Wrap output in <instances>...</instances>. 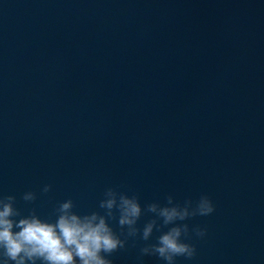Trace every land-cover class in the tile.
<instances>
[{"label":"water","instance_id":"95a60500","mask_svg":"<svg viewBox=\"0 0 264 264\" xmlns=\"http://www.w3.org/2000/svg\"><path fill=\"white\" fill-rule=\"evenodd\" d=\"M108 188L210 197L176 264H264V0H0V197L54 222ZM160 234L107 258L164 264L140 254Z\"/></svg>","mask_w":264,"mask_h":264},{"label":"clouds","instance_id":"9594fccd","mask_svg":"<svg viewBox=\"0 0 264 264\" xmlns=\"http://www.w3.org/2000/svg\"><path fill=\"white\" fill-rule=\"evenodd\" d=\"M42 191L47 194L51 185H45ZM22 199L34 202L36 195L27 192ZM166 200L165 206L154 202L142 209L138 196L108 188L99 203L103 215L99 212L78 215L69 199L59 204L55 221L49 222L41 219L35 209L23 216L15 207V196L0 197V264H112L107 257L125 249L128 238L147 242L154 230L161 234L155 243L140 248L141 256H156L164 264H176L178 257L190 261L196 256V248L187 241L193 233L197 238L205 237L207 230L199 226L190 230L184 221L210 216L215 206L207 195L183 204L174 203L170 195ZM145 213L155 218L140 229L137 224ZM109 220L118 222L119 234ZM165 227L167 232L162 231Z\"/></svg>","mask_w":264,"mask_h":264}]
</instances>
